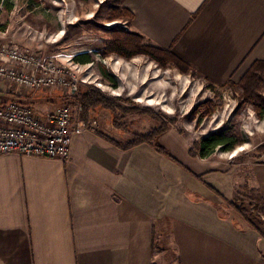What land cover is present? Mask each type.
<instances>
[{"label":"crops","instance_id":"0c3cea01","mask_svg":"<svg viewBox=\"0 0 264 264\" xmlns=\"http://www.w3.org/2000/svg\"><path fill=\"white\" fill-rule=\"evenodd\" d=\"M121 6L130 32L214 85L238 84L264 63V0ZM113 141L88 130L67 160L0 154V264H156L159 247H173L179 264H264V235L221 213L182 167L150 145ZM220 173L234 187L233 170ZM247 183L264 200V163Z\"/></svg>","mask_w":264,"mask_h":264},{"label":"rangeland","instance_id":"374dc122","mask_svg":"<svg viewBox=\"0 0 264 264\" xmlns=\"http://www.w3.org/2000/svg\"><path fill=\"white\" fill-rule=\"evenodd\" d=\"M120 9L121 0H0V42L46 56L57 54V48L66 50L69 46V50L61 52L96 51L94 65L87 73L89 82L105 95L120 98L121 103L115 111L99 108L87 122L96 121L95 130L105 129L111 138L124 146L135 135L147 134L162 126L167 128L158 143L167 149L170 161L198 181L204 193L217 196L221 213H230L248 224L229 205L230 202L241 205L245 201L250 219L264 235V203L246 198L257 192L247 183L252 178L254 165L264 163V151H261L264 145V70L259 72L261 79L254 91L255 98L250 99L239 83L214 85L176 61L162 64L143 51L132 58L110 52L115 34L132 33L127 17L114 20ZM70 40L74 42L70 43ZM141 45L153 47L145 41ZM102 69L114 79L113 82L103 76ZM98 84L103 87L95 86ZM0 94L4 101L29 104L42 114L67 105L69 100L65 99L77 95L61 88L32 92L5 82H0ZM135 108L141 113L123 110ZM196 108L202 113L212 109L213 113L200 122L198 116H191ZM260 114L263 118H259ZM75 117L85 120L82 113ZM222 132L240 141L234 151L218 149L205 160L191 157L190 151L196 143ZM226 170H233L234 187L229 185L233 181L226 179L224 173L216 174ZM246 186L247 191L243 189ZM156 264H179L175 249L159 247Z\"/></svg>","mask_w":264,"mask_h":264},{"label":"built area","instance_id":"2783aa9c","mask_svg":"<svg viewBox=\"0 0 264 264\" xmlns=\"http://www.w3.org/2000/svg\"><path fill=\"white\" fill-rule=\"evenodd\" d=\"M82 54L46 56L0 42V82L32 92L61 88L76 94L80 84H93L87 73L94 63L75 61ZM3 98L0 94V154L67 160L74 136L97 127L96 121L76 119L68 105L42 115L29 104Z\"/></svg>","mask_w":264,"mask_h":264},{"label":"trees","instance_id":"16d2710c","mask_svg":"<svg viewBox=\"0 0 264 264\" xmlns=\"http://www.w3.org/2000/svg\"><path fill=\"white\" fill-rule=\"evenodd\" d=\"M7 8L8 10L11 9V7L8 5ZM119 11L120 12L118 13V15L114 17V20H121L122 18L127 17L129 21H131L132 15L127 9L122 8ZM115 36L116 37L114 39L113 44L109 47L110 52L117 53L125 58H132L135 55L140 54L141 51H143V54L151 57L156 61H159L162 64H166L167 62L170 61H173L175 63L176 61L178 65H183L187 67L169 51H165L155 47L143 48L141 44L143 43L144 39L143 37H141L136 33L120 32L115 34ZM75 61L82 65L94 63L93 57L89 53L78 55L77 57H75ZM263 70H264V63L263 62L256 63L239 83V85H241L244 91V94L250 99L255 98L254 91L256 89L257 84L259 83V80L261 79L259 77L260 76L259 72ZM102 74L109 81L111 82L114 81V79L110 77L107 71H105V69H102ZM230 84L232 85L233 83L230 82ZM76 94L77 95L73 99H65V100H69V102H67L68 103L67 105L72 110L74 117L75 115H78V113H82L86 121L88 120L89 116L92 113L96 112L99 108L115 111L121 103L120 98L109 97L104 93H102L101 90L97 89L92 85L80 84ZM34 109L38 113L42 114V111H39L36 108ZM123 110L126 111L127 113H133V114L141 113L140 109L138 108L130 109V110L123 109ZM147 112L148 111H145L146 114ZM212 113H213L212 109H208L207 113H202L200 109L198 110L196 108L192 111L191 116H193L194 118L198 116L199 121L204 122L207 117L212 115ZM259 118H263V114H260ZM158 122L160 123L162 121L158 120ZM167 131L168 129L162 126L158 129L151 131L150 133L143 135H135L134 139L127 142L125 146L121 145L120 143H116L114 141L112 143H114L117 146H120L122 149L125 150L146 144L152 146L160 154L171 157L167 149L158 143V140ZM239 144L240 141L235 136L227 132L214 133L203 138L198 143H196L194 145V148L190 151V155L192 158H200L205 160L213 156L218 149H221L225 152H232L236 149V147ZM261 151H264V145L261 148ZM211 189L214 190L213 188ZM243 189L247 191L248 187L246 186ZM216 193L218 194V192ZM252 196H246V198H248L249 200H255L258 202V204L264 203V200L257 192H254V195ZM229 205L244 219L245 222L248 223V225L259 231V229L254 225V222L249 217V211L245 208L246 205L245 201L242 202L241 205H239V203L237 202H230Z\"/></svg>","mask_w":264,"mask_h":264}]
</instances>
